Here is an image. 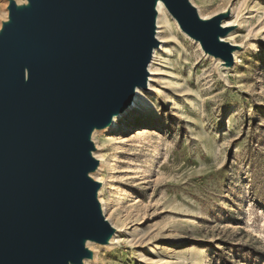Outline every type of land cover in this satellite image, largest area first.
Here are the masks:
<instances>
[{"label":"water","instance_id":"1","mask_svg":"<svg viewBox=\"0 0 264 264\" xmlns=\"http://www.w3.org/2000/svg\"><path fill=\"white\" fill-rule=\"evenodd\" d=\"M0 21V264H85L117 228L92 177L95 131L148 89L161 3L202 52L228 68L222 11L192 0H5ZM5 17V18H4Z\"/></svg>","mask_w":264,"mask_h":264},{"label":"rangeland","instance_id":"2","mask_svg":"<svg viewBox=\"0 0 264 264\" xmlns=\"http://www.w3.org/2000/svg\"><path fill=\"white\" fill-rule=\"evenodd\" d=\"M192 2L228 14L237 59L221 67L166 16L143 110L95 135L117 232L90 264H264V0Z\"/></svg>","mask_w":264,"mask_h":264},{"label":"bare ground","instance_id":"3","mask_svg":"<svg viewBox=\"0 0 264 264\" xmlns=\"http://www.w3.org/2000/svg\"><path fill=\"white\" fill-rule=\"evenodd\" d=\"M18 1H21V0H18ZM199 11V10H198ZM167 15H169L168 13H167V11L164 9V7H163V5L161 4V3H159L158 4V6H157V18H156V27H157V31H156V38H157V40H158V42H161V36H160V28H161V24L164 22V20L166 21V16ZM199 15L200 16H202L203 18H206L207 16H205V15H201V13L199 12ZM170 16V15H169ZM168 17V16H167ZM171 17V16H170ZM5 18V17H4ZM172 19V18H171ZM226 24H228V22H226ZM225 24V21L223 22V26H228V25H230V24H228V25H226ZM179 29V28H178ZM180 30V29H179ZM181 31V30H180ZM182 32V31H181ZM182 34H184L183 32H182ZM185 35V34H184ZM224 39H229V35L227 36V38H223V40ZM155 49L153 50V56H152V60H151V63H150V65H149V67H148V73H149V82H148V89H151V86H150V80H151V78H150V76L154 73V58H155ZM235 53H237V52H235ZM234 53V61L237 59V57H236V54ZM216 61H220V60H217L216 59ZM262 70V69H261ZM264 82V77H263V72L262 71H260V73H259V77H258V81L256 82V84H258V85H261L262 83ZM148 89H146V90H148ZM143 90H145V89H142V88H137L136 89V92H135V97H134V102H133V105L131 106V108L129 109V110H127V112L125 113V114H122V115H120V116H118V117H115L114 119H113V123H112V125L110 126V127H108V128H106V129H110V128H113V127H115L117 124V121L120 119V118H122V117H124L125 115H128V113L130 112V114L132 113V114H134V115H137V114H140L141 113V111L143 110V106H142V104H143V102H144V100H145V95L143 94ZM136 117V116H135ZM138 118V117H137ZM117 127V126H116ZM114 129V128H113ZM102 130H100V131H95L94 132V134H93V137H94V135H96V132H101ZM104 131H105V129H104ZM93 141L94 142H96L95 141V139L93 138ZM96 147H97V145H96ZM98 149V148H97ZM97 153V152H96ZM95 153V155H97ZM98 157V156H97ZM99 158V157H98ZM100 159V158H99ZM101 160V159H100ZM107 163H108V160H105L104 161V164H105V166L102 164V160H101V164H100V167H101V165H103V168H106V166H107ZM100 167H99V169H100ZM98 169V170H99ZM98 170L96 171V172H98ZM96 172L94 173V174H96ZM94 174H92V177H94ZM100 192H101V190H100ZM100 192H99V197H100ZM101 201V200H100ZM101 203H102V201H101ZM106 217V219L108 220V221H110L111 222V220H110V215L109 214H107V216H105ZM116 238V235H114L111 239H110V242H109V244L108 245H106V246H99V245H97V244H95V243H92V242H87L86 244H87V247H89L92 251H95L94 252V256L96 257V255H97V251L99 250V249H101V248H109L111 245H112V242H113V240ZM116 241V240H115ZM114 243V242H113ZM98 256V255H97ZM92 261H89V260H86L85 261V264H90Z\"/></svg>","mask_w":264,"mask_h":264}]
</instances>
